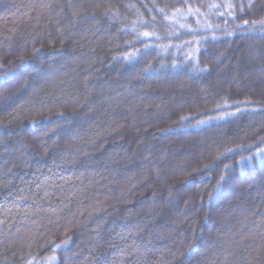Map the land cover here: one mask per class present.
<instances>
[{
	"label": "trees",
	"instance_id": "trees-1",
	"mask_svg": "<svg viewBox=\"0 0 264 264\" xmlns=\"http://www.w3.org/2000/svg\"><path fill=\"white\" fill-rule=\"evenodd\" d=\"M261 21L264 0H0V264H264Z\"/></svg>",
	"mask_w": 264,
	"mask_h": 264
},
{
	"label": "rangeland",
	"instance_id": "rangeland-1",
	"mask_svg": "<svg viewBox=\"0 0 264 264\" xmlns=\"http://www.w3.org/2000/svg\"><path fill=\"white\" fill-rule=\"evenodd\" d=\"M178 15H179V14H176V15L174 16V21L176 22V24L182 26V20H181L180 17L177 18ZM190 16H191V15H190ZM192 16L195 17V24H196V25L206 26L207 24H209V22H208L209 19H208L207 17H205L204 19H201L198 15H196V14H194V13L192 14ZM184 17H186V16H184ZM207 22H208V23H207ZM206 23H207V24H206ZM189 26H190L191 28H193V25H190V24H189ZM234 113H235L234 111H228V112H226V113L224 114L223 117H228V116H230V115H232V114H234ZM206 122H207V121H206ZM255 157H256V161H254V162H262V161L264 160V148L261 149L260 151H258V153H256ZM249 158H251V159H249ZM254 162H253V160H252V157H247V158H245V159H243V160L241 161L242 164H244V163H250V164H253ZM56 260H57V256H56V255H51L50 257L46 258L43 262L38 263V264H55Z\"/></svg>",
	"mask_w": 264,
	"mask_h": 264
},
{
	"label": "snow or ice",
	"instance_id": "snow-or-ice-1",
	"mask_svg": "<svg viewBox=\"0 0 264 264\" xmlns=\"http://www.w3.org/2000/svg\"><path fill=\"white\" fill-rule=\"evenodd\" d=\"M213 6L215 7V5H213ZM229 7H231V5H229ZM247 23H248V22L245 21V24H247ZM253 27H255V22L253 23ZM260 31H261L262 33H264V21H261V22H260ZM144 35L147 36L148 33H144ZM249 159H251V158H249ZM221 179H223V177H222Z\"/></svg>",
	"mask_w": 264,
	"mask_h": 264
}]
</instances>
